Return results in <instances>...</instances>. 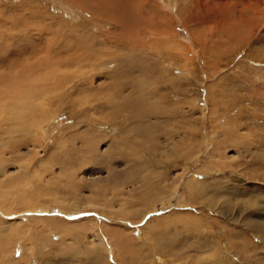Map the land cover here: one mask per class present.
Instances as JSON below:
<instances>
[{"label":"rangeland","instance_id":"obj_1","mask_svg":"<svg viewBox=\"0 0 264 264\" xmlns=\"http://www.w3.org/2000/svg\"><path fill=\"white\" fill-rule=\"evenodd\" d=\"M109 1L0 0V264H264V0Z\"/></svg>","mask_w":264,"mask_h":264},{"label":"bare ground","instance_id":"obj_2","mask_svg":"<svg viewBox=\"0 0 264 264\" xmlns=\"http://www.w3.org/2000/svg\"><path fill=\"white\" fill-rule=\"evenodd\" d=\"M99 2V1H98ZM104 2V4L107 2V1H103ZM97 3V2H96ZM129 6H128V1L127 0H110L109 1V3L106 5V7L104 8V10L106 11V13H107V16H108V13H109V11H111L113 8L114 9H116L115 11H116V16L115 17H112V16H109L112 20V22H111V24H113V23H115V26L119 23L120 25H128V27H129V25L130 24H132L131 22V20H130V17L128 16V14H127V11H126V8H128ZM141 8V7H140ZM95 11V10H94ZM113 11V10H112ZM113 13V12H112ZM112 13H109V15H111ZM141 14V13H140ZM105 15V14H104ZM139 16H141V15H139ZM138 16V17H139ZM104 18H105V16H103ZM103 17H102V19H103ZM109 18V19H110ZM139 18H142V17H139ZM101 19V20H102ZM108 19V18H107ZM102 21H104V19L102 20ZM104 22H106V21H104ZM138 22H140V20H138ZM118 24V25H119ZM42 29V28H41ZM52 30V29H51ZM44 31V30H43ZM42 33V32H41ZM40 33V34H41ZM63 33H65V32H63ZM62 33V34H63ZM47 34V33H46ZM50 34V33H49ZM54 34V33H53ZM66 34V33H65ZM48 35V34H47ZM69 35V34H68ZM63 36H64V34H63ZM23 37V36H22ZM25 37V36H24ZM22 38V39H24L23 41H21V43H18V41H20V40H18L17 42H16V45H15V43H14V41L15 40H17V39H15L14 38V35H13V37H9V39H6L3 35L2 36H0V41H5V45H4V52L3 53H1L0 55L1 56H3V57H6V58H11L12 60H14L11 64H9V66L7 67V69H12L14 66L16 67V68H18L19 69V65H23V61L24 62H27V63H31V67H32V69L34 70L35 68L36 69H38V68H40L41 66H43V65H46L47 63H46V60L44 59L47 55H44L45 53H46V50H44V51H42L41 50V48H40V43H37V49H36V51H34V52H31V56H29V57H27V55H25L26 53H27V51H26V49L27 48H32V47H34L35 46V44L33 43V44H31V45H29L28 46V42L26 41L27 39H30V38H28L27 37V39H25V38ZM48 37H50V36H48ZM54 37V36H53ZM39 38V37H38ZM51 38V37H50ZM21 39V38H20ZM73 40H75L74 38H72ZM90 39H92V40H94L95 39V37H91ZM60 40V39H59ZM77 40V39H76ZM96 40V39H95ZM62 42L64 43V44H68V42L66 41V39H63L62 40ZM75 42H77V41H75ZM79 42V41H78ZM80 43V42H79ZM42 44V43H41ZM43 45V44H42ZM69 45V44H68ZM77 45V44H76ZM92 45V44H91ZM47 45H45V47H46ZM44 48V47H43ZM42 48V49H43ZM53 48V47H52ZM63 48V47H62ZM47 49V48H46ZM49 49V51H50V48H48ZM77 49H79V48H77ZM82 49H86V47L84 46V45H82V47H81V52L83 51ZM51 52V51H50ZM66 52V51H65ZM75 52V51H74ZM83 53V52H82ZM20 54H23L24 55V59H23V61H21V62H19V55ZM60 54V53H59ZM73 54V53H72ZM75 54V53H74ZM44 55V56H43ZM49 56H50V54H49ZM77 56V55H76ZM78 58H79V56H78ZM81 60V59H80ZM120 60V59H119ZM58 64H63V63H61V62H59ZM14 67V68H15ZM13 68V69H14ZM116 69H117V67H116ZM16 72V71H15ZM18 81L20 80V82H25L27 85H29L28 83H30L31 82V78L33 77L32 76V74L33 73H29L28 75H26V76H24V73L20 70H18ZM27 73V72H26ZM5 74V73H4ZM7 74V73H6ZM10 75H11V73H10ZM13 76V75H12ZM59 76V75H58ZM15 77H16V75H15ZM13 80L14 79H12V77L11 76H9V75H4V77H1L0 76V91H7V90H11L12 89V83H13ZM57 85V84H56ZM2 89V90H1ZM25 90V89H24ZM28 90H29V87H28ZM32 90L30 89V91H19V90H17V91H8V92H10V93H12V94H15V95H20V96H22V97H24V98H29L30 99V97H31V92ZM138 101V100H137ZM154 112V111H153ZM152 115V114H151ZM132 117H134V115H132ZM180 180V179H179ZM181 181V180H180ZM173 189H175V187H173ZM200 189V188H199ZM153 190V189H152ZM177 192V191H176ZM202 196H204V195H202ZM32 200V199H31ZM212 200V199H211ZM30 201V200H29ZM108 201V200H107ZM24 202H26L25 200H24ZM183 202L184 201H182V200H180V199H177V205H179V204H183ZM27 203V202H26ZM29 203V202H28ZM169 204H170V202H169ZM169 204H167V202L166 203H163V205H162V207L163 208H166V207H168L169 206ZM211 204H212V201H211ZM1 205V204H0ZM48 205V204H47ZM171 205V204H170ZM213 205V204H212ZM34 205L33 204H30V206L29 207H33ZM42 205H36V206H34L32 209H34V208H40ZM28 207V206H27ZM42 208V207H41ZM40 208V209H41ZM62 209V211H69V212H71V213H73V212H76V211H78L77 209H74V210H71L70 208L69 209H67V207H65V206H63V208H61ZM4 210H6L7 211V209H5V208H3V210H1L0 209V211H2L1 213L2 214H4V216L7 214H5V211ZM152 211H155V208L154 209H152L151 211H147V213L148 212H152ZM8 212V211H7ZM103 212L104 213H106V211H105V209H103ZM11 214V213H10ZM109 214V213H108ZM143 216H145V214L143 215ZM42 218V217H41ZM163 218V217H162ZM154 219H158V220H160L159 218H154ZM248 219V218H247ZM153 220V219H152ZM138 224V223H137ZM148 225H149V223H148ZM150 228H151V226H150ZM263 229V228H262ZM111 235H113L115 238H117L118 239V241H117V244L116 245H118V255H119V257L121 256V254L123 253V252H125L124 251V247H126L128 250H129V248H128V245L127 244H123V242H125V240L124 239H122V236L120 235V233L118 234V232H117V234H115V230L114 231H112L111 232ZM120 237V238H119ZM113 238V237H112ZM105 239V238H104ZM124 240V241H123ZM8 251H9V249H8ZM130 251V250H129ZM101 252L102 251H100V250H95L94 251V253H93V255L95 254L96 255V257H101L102 256V254H101ZM123 257V256H122ZM96 259V258H95ZM101 261V260H100Z\"/></svg>","mask_w":264,"mask_h":264}]
</instances>
